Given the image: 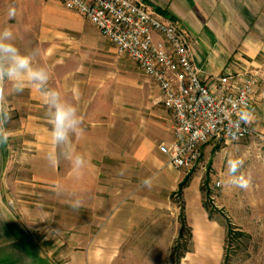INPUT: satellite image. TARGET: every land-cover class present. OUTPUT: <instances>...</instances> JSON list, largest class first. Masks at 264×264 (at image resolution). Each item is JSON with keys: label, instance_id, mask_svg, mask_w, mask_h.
<instances>
[{"label": "crops", "instance_id": "0c3cea01", "mask_svg": "<svg viewBox=\"0 0 264 264\" xmlns=\"http://www.w3.org/2000/svg\"><path fill=\"white\" fill-rule=\"evenodd\" d=\"M136 1L179 24L207 84L213 86L228 71L261 70L245 116L254 137L264 139V0ZM6 27L22 51L37 49V39L66 44L69 35L85 40L98 30L61 0H0V30ZM39 57L58 61L47 53ZM132 62L156 85L158 97L138 101L122 117L87 120L84 136L74 141L75 150L89 161L79 176L67 160L55 167L48 163L51 123L37 89L29 85L12 93L4 85L7 116L12 111L19 119L5 123L8 139L0 142V264H162L155 256L146 259V243L152 239L169 253L181 231L174 195L185 180L180 196L187 227L221 264L227 229L205 207V173L178 169L161 152V143L174 140L173 115L159 100V86ZM93 110H87L89 116ZM73 194L83 198L79 209L71 207Z\"/></svg>", "mask_w": 264, "mask_h": 264}, {"label": "rangeland", "instance_id": "374dc122", "mask_svg": "<svg viewBox=\"0 0 264 264\" xmlns=\"http://www.w3.org/2000/svg\"><path fill=\"white\" fill-rule=\"evenodd\" d=\"M90 32L85 40H74L69 35L66 44L54 40L41 44L37 39L40 55L47 53L58 58L52 62L39 61L50 70L48 86L77 105L84 127L89 119L102 123L122 117L125 109L131 110L138 101H155L159 94L156 85L128 56L119 55L97 29ZM37 100L44 101L38 90ZM90 108L94 109L92 116L87 113ZM17 119L19 115L11 111L7 123H15ZM210 149V154L197 168L205 173L202 190L211 219L227 229L221 264H264V139L253 136L225 148L210 146ZM239 160H243V165L236 175H242L248 182L243 189L227 183L231 165ZM218 182L220 186L216 185ZM211 195L214 200L210 199ZM174 198L182 227L185 217L182 197ZM189 230L192 233L191 228H187L182 236L180 231L169 253L148 239L146 247L149 251L144 256L146 259L155 256L162 264H182L190 249L191 255L185 264H216L211 254L213 249L210 246L204 248L201 238L194 233L193 244Z\"/></svg>", "mask_w": 264, "mask_h": 264}, {"label": "built area", "instance_id": "2783aa9c", "mask_svg": "<svg viewBox=\"0 0 264 264\" xmlns=\"http://www.w3.org/2000/svg\"><path fill=\"white\" fill-rule=\"evenodd\" d=\"M61 1L91 21L119 55L135 61L159 86V100L173 115L174 137L159 148L172 166L191 172L202 164L207 145L225 148L256 134L245 115L261 83L260 69L228 71L211 86L202 80L178 23L136 0Z\"/></svg>", "mask_w": 264, "mask_h": 264}, {"label": "clouds", "instance_id": "9594fccd", "mask_svg": "<svg viewBox=\"0 0 264 264\" xmlns=\"http://www.w3.org/2000/svg\"><path fill=\"white\" fill-rule=\"evenodd\" d=\"M39 49L22 51L16 43V36L11 28L0 30V142H6L8 133L4 127L8 116L5 108L6 92L4 85H10L12 93H20L26 86H33L43 94L51 123V151L47 154L50 166L67 160L72 166L75 176L83 173L89 163L84 153L76 151L74 141L84 136L83 119L77 105L65 99L59 91L50 88L51 73L48 67L38 60ZM243 160L234 162L230 167V179L227 183L236 188H246L247 180L236 173L242 167ZM150 184L149 180L144 181ZM71 207L79 209L83 206V198L73 194Z\"/></svg>", "mask_w": 264, "mask_h": 264}, {"label": "trees", "instance_id": "16d2710c", "mask_svg": "<svg viewBox=\"0 0 264 264\" xmlns=\"http://www.w3.org/2000/svg\"><path fill=\"white\" fill-rule=\"evenodd\" d=\"M187 183H188V180H185V181L181 184V186H180V191H181L184 187H186ZM180 191H178L177 193L180 194ZM205 207H206L207 210L209 211V208L207 207L206 204H205ZM209 213H210V212H209ZM210 217H211V214H210ZM187 228H188V227H187L186 219H185V217H183L182 227H181V230H182V232H181V233H182L181 236L184 234V232H185V230H186ZM189 237H190V241L192 242V233H191L190 230H189ZM189 251H190V249L187 250V252H189ZM182 257H184V255H182ZM176 264H178V263H176Z\"/></svg>", "mask_w": 264, "mask_h": 264}]
</instances>
